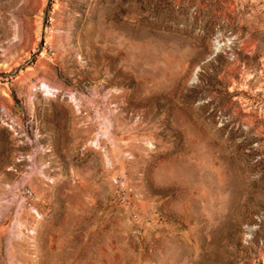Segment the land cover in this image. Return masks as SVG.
<instances>
[{"label": "rangeland", "instance_id": "1", "mask_svg": "<svg viewBox=\"0 0 264 264\" xmlns=\"http://www.w3.org/2000/svg\"><path fill=\"white\" fill-rule=\"evenodd\" d=\"M0 264H264V0H0Z\"/></svg>", "mask_w": 264, "mask_h": 264}, {"label": "built area", "instance_id": "2", "mask_svg": "<svg viewBox=\"0 0 264 264\" xmlns=\"http://www.w3.org/2000/svg\"><path fill=\"white\" fill-rule=\"evenodd\" d=\"M118 189L116 191V196L118 200L123 203L126 201L128 195L131 191V189L126 185L125 181L121 178H118Z\"/></svg>", "mask_w": 264, "mask_h": 264}]
</instances>
